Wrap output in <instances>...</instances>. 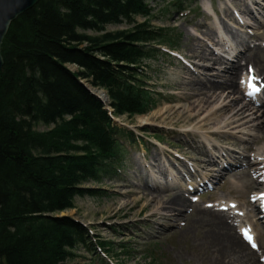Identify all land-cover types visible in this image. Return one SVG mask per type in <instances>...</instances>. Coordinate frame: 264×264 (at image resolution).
Here are the masks:
<instances>
[{
    "label": "trees",
    "instance_id": "1",
    "mask_svg": "<svg viewBox=\"0 0 264 264\" xmlns=\"http://www.w3.org/2000/svg\"><path fill=\"white\" fill-rule=\"evenodd\" d=\"M152 1L40 0L10 23L1 44L0 264H67L92 246L106 259L128 254L125 244L93 245L86 227L59 215L76 198L102 195L86 183L118 176L119 136L137 140L114 119L158 104L148 62L176 43L150 24ZM123 23L131 26L106 30ZM87 86L105 91L111 112Z\"/></svg>",
    "mask_w": 264,
    "mask_h": 264
},
{
    "label": "rangeland",
    "instance_id": "2",
    "mask_svg": "<svg viewBox=\"0 0 264 264\" xmlns=\"http://www.w3.org/2000/svg\"><path fill=\"white\" fill-rule=\"evenodd\" d=\"M179 1L181 4H178ZM244 1L248 3L247 0H155L150 2L153 10L149 18L150 24L155 28L170 29L173 41L175 40L176 43V48H169L175 51L171 56L161 55L154 61L148 62L149 87L161 93L158 104L146 115L132 118L123 116L116 119V125L132 131L138 143L137 141L130 143L123 136H119L120 141L125 145V154L118 176L111 181L104 180L100 184L86 183L83 186L85 189H99L103 192L102 195L76 198L75 208L59 215L72 218L86 227L90 232L89 241L93 245L98 239L113 242L118 249L120 245L125 244L128 254L119 256L109 254L110 259H106L101 250L92 246L91 248L96 250L86 252L79 249L76 252L77 256L67 264H200L199 261L203 260L201 256L210 259L209 254L204 255V252L195 249L202 233H206L211 228L207 223L208 218H203L202 215L209 216L215 211H221V205L229 214H237L233 221L236 236L241 237L239 236L240 228L247 229L256 245L255 248L249 246L256 255V263L264 262V251H258L256 244L259 230L258 227L253 226L254 222H257V226H264V211H260L262 207L260 196L264 191L256 193L255 190L248 194L244 180L236 181L227 175L224 176L225 178L212 181L211 173H216L214 169L203 170L199 161L202 157L185 145V142L202 140L204 146L201 150H209L213 156H216L214 165H219L222 159L220 160L217 151L211 150L212 145L223 151L233 150L235 161L241 160L240 163L244 164L241 156L249 158L255 177L262 182L264 163H257L256 159L260 158V162L264 159V141H258V134L248 130L238 133L210 124L208 129L198 130L200 125L197 124L198 121H187L180 114L178 116L173 114L178 113L181 106L188 105L178 100L182 95L178 85L188 72L195 76L207 75L216 81L219 80L212 75L218 71V67L200 69L192 65L193 61L194 64L198 62L188 58L192 55V49L203 46L213 51V55H222L225 59L229 58L225 53L229 44L232 48L234 47L233 49H237L239 44L245 42L251 49L259 46L264 50V10L251 4L254 16L246 13L240 9ZM210 5L213 13L208 11ZM237 18L245 21L246 25L240 24ZM135 20L141 23L145 21V18L138 16ZM222 23H225L232 33L243 36L244 40L238 38L227 43L217 30ZM198 25L213 27L216 34L204 37V29H199ZM130 26L127 23L109 25L106 30L113 32ZM246 35H254L256 38L248 39ZM192 36L199 39L193 48H191ZM218 39L221 41V46H215ZM228 40L232 39L228 37ZM69 68L76 71L75 66ZM244 70L237 79L240 87L242 80L246 79V70ZM247 70L249 71V67ZM262 98L263 94L258 98L259 101ZM255 123L258 122L252 124L256 125ZM38 130L42 131L45 128L40 126ZM204 130L215 131L216 134L208 135ZM246 145H253L254 151L243 154L242 148ZM159 167L162 168L163 175L161 171L159 172L161 169ZM241 168L236 169L241 170ZM236 169L231 171H237ZM205 180L211 182L208 187L197 189ZM167 182L171 185L165 187ZM151 185H157L161 190L180 189L189 205L192 203L194 207L200 209V212L191 205L182 209L179 220L166 221L160 216L150 218L149 215L156 210V207H146L148 202L143 199V196L146 192L152 191ZM192 188L196 191H189ZM147 199L150 200V197ZM230 204L232 208H229ZM227 222L232 225L230 220ZM190 226L194 228L191 227L187 238H183L181 232Z\"/></svg>",
    "mask_w": 264,
    "mask_h": 264
},
{
    "label": "bare ground",
    "instance_id": "3",
    "mask_svg": "<svg viewBox=\"0 0 264 264\" xmlns=\"http://www.w3.org/2000/svg\"><path fill=\"white\" fill-rule=\"evenodd\" d=\"M247 1L248 3H245L244 1L243 4H241L240 9L242 11L253 15L254 12L251 4H254L264 10V0ZM211 8L212 6L210 5L208 7L209 12H212ZM232 15L234 16L233 13ZM197 27L199 29H204V37H211L216 34L214 31L215 28L213 29V27H205L204 25H198ZM217 30L219 31V35H224L227 38L230 37L232 39L228 40V42H233L238 38L243 39V36H240L237 33H232L225 23H222L221 27H217ZM192 37L193 44L191 48H193L194 44L199 40L194 36ZM246 37L248 39L256 38L254 35H246ZM216 45L221 46V41L219 39L215 42V46ZM191 51L192 55L188 56V58L190 60L192 59L198 61L195 62V64L193 61L192 65L200 69L218 67V71L216 73H212V75L218 77L219 80L216 81L207 77V75L198 74L195 76L192 73L189 74L188 72V76L186 74L178 85V88L182 92V95L178 98V100L179 102H185L188 105L181 106L180 111L178 113L174 112L173 114H176L177 116L180 114V116L187 121H198L197 124H200L197 128L198 130H202L204 128L208 129L209 124L215 127L221 126V128L229 129L233 132L237 131L238 133H241L243 130H248L258 134V141H264V87L262 88L263 98L261 101L250 96L251 92L246 87L250 80H253V83L256 85L264 84V57H261L262 55L264 56V50L260 49L259 46H254L251 49L250 46L246 45L244 42L239 44V48L237 49H226L225 53L229 57L226 59L222 55H213V51L207 50V48H204L203 46L197 47L195 50L192 49ZM248 67H251L254 70V74L252 72H247L248 82H246L245 86L241 88L239 87L240 85L237 84V79L241 76L242 71L244 69L247 70ZM92 91L104 101L105 105H107L106 103L108 100L105 91L101 89H92ZM254 122L258 123L253 125L252 123ZM204 131L208 135L216 134L215 131ZM185 145L188 146L195 154L198 153V156L202 157L199 161L200 167L203 170H207L208 168L214 169L213 171L216 173H211L212 181L218 178L222 179L227 175L228 177L236 179V181L244 180V186L246 193L248 194L253 193L255 190L256 193H262L264 191V188L262 189V187H264V175L262 177V182H259L258 177H255L254 171L249 164V158L241 156L244 161V164H241V160L240 162H237L235 161V158H233V150L227 149L226 151L225 149L223 151L221 149L219 150L217 146L212 145L211 150H215L214 152L217 151V155H220V160L222 159L219 165H214V163L216 164V156H213L209 150H201L204 146V142H202V140L196 142L193 141L192 143L185 142ZM253 151V145H246L242 148L243 154ZM256 160L257 163H264V159L261 160V162L260 158H257ZM238 167H242L241 170H237L236 168ZM160 168L161 167H159V169ZM233 169H236L237 171H231ZM160 171L163 175L164 173L162 168L159 172ZM207 183L211 182H203V184L201 183L199 187L205 188L207 187ZM145 184H147V182ZM170 185L171 184L167 183V186L165 187ZM151 186L152 191L146 192L143 196V199L148 202L146 207H156V210L149 215L150 218H157L160 216L161 219L166 221L179 220L178 218L181 216L180 214H182V209L191 205L194 207L192 203L189 205L184 193L178 188H174V190L171 191L169 189L161 190L157 185ZM148 197H150V200L147 199ZM260 199L262 200V204H264V193L261 194ZM251 204H253V202ZM194 208L196 211L198 210V207ZM222 208L223 209L221 211H215L209 216L202 215L203 218H208L207 220L209 222L207 223L211 226V228L206 233H202V237L198 239L195 249L204 252V255L209 254L210 259H207L208 257L205 258V256H201V258L205 261L200 260V264H257L255 260L256 255L250 248L252 245L245 239L244 236V233H249V231L245 228H240L239 236L241 237L238 238L235 234V227L233 224L237 215L229 214L224 207ZM199 210L198 212H200ZM203 212L205 211L203 210ZM228 220L231 221L233 226L227 222ZM256 223L257 222H254L253 226H255V228L258 227L259 230L257 235V250L264 251V226H257ZM191 227L193 226H190L181 232L183 238H187L186 236L188 235V231ZM244 239L246 241H244Z\"/></svg>",
    "mask_w": 264,
    "mask_h": 264
},
{
    "label": "water",
    "instance_id": "4",
    "mask_svg": "<svg viewBox=\"0 0 264 264\" xmlns=\"http://www.w3.org/2000/svg\"><path fill=\"white\" fill-rule=\"evenodd\" d=\"M39 1L40 0H0V71L3 66L1 44L8 31L10 23L17 17L32 9ZM88 89L94 96L104 103V101L96 95L91 88L88 87Z\"/></svg>",
    "mask_w": 264,
    "mask_h": 264
},
{
    "label": "snow or ice",
    "instance_id": "5",
    "mask_svg": "<svg viewBox=\"0 0 264 264\" xmlns=\"http://www.w3.org/2000/svg\"><path fill=\"white\" fill-rule=\"evenodd\" d=\"M253 71V69H251V67H249V73H251ZM250 79H251V77H250ZM249 87H251L252 88V91L253 92H257V91H259V89H257V88H255V87H253L252 85H251V83L249 84ZM244 236H245V239L252 245V247H256V245H255V243H253V238H252V236L248 233V232H245L244 233Z\"/></svg>",
    "mask_w": 264,
    "mask_h": 264
}]
</instances>
